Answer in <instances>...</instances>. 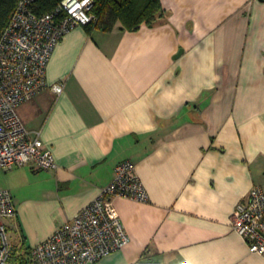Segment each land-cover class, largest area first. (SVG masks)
Listing matches in <instances>:
<instances>
[{
    "label": "crops",
    "instance_id": "0c3cea01",
    "mask_svg": "<svg viewBox=\"0 0 264 264\" xmlns=\"http://www.w3.org/2000/svg\"><path fill=\"white\" fill-rule=\"evenodd\" d=\"M161 1L153 26H77L60 40L47 80L64 92L18 107L57 167L0 170L17 208L5 223L36 246L131 159L149 200L112 199L131 242L94 264H264L231 225L264 186V0Z\"/></svg>",
    "mask_w": 264,
    "mask_h": 264
},
{
    "label": "built area",
    "instance_id": "2783aa9c",
    "mask_svg": "<svg viewBox=\"0 0 264 264\" xmlns=\"http://www.w3.org/2000/svg\"><path fill=\"white\" fill-rule=\"evenodd\" d=\"M38 0H20L0 37V170L34 164L37 169L57 167L56 158L38 135L31 138L18 107L51 86L64 92L65 83L50 85L47 67L63 36L77 26L97 20L94 0H61L39 14ZM115 197L149 200L148 192L131 159L116 166L114 179L100 194L45 241L31 247V264H94L131 242L122 219L111 213ZM17 208L10 189H0V264H11L19 248L12 242L6 218ZM231 225L247 241L252 252L264 255V186L252 187L241 201ZM136 264H143L142 261Z\"/></svg>",
    "mask_w": 264,
    "mask_h": 264
},
{
    "label": "trees",
    "instance_id": "16d2710c",
    "mask_svg": "<svg viewBox=\"0 0 264 264\" xmlns=\"http://www.w3.org/2000/svg\"><path fill=\"white\" fill-rule=\"evenodd\" d=\"M20 0H0V37L9 24ZM61 0H38L39 14L52 10ZM93 12L97 20L86 26L112 31L121 22L123 29L137 30L143 25L153 26L166 16L161 0H94ZM11 264H31L30 250L15 253Z\"/></svg>",
    "mask_w": 264,
    "mask_h": 264
},
{
    "label": "rangeland",
    "instance_id": "374dc122",
    "mask_svg": "<svg viewBox=\"0 0 264 264\" xmlns=\"http://www.w3.org/2000/svg\"><path fill=\"white\" fill-rule=\"evenodd\" d=\"M9 234H10V237H11V240L16 243V246L19 248V252L22 251L23 253L24 252H27V250H30L31 249V246H27L24 243V241L22 242H18L19 240V234L15 231V230H9ZM14 237V238H13Z\"/></svg>",
    "mask_w": 264,
    "mask_h": 264
}]
</instances>
